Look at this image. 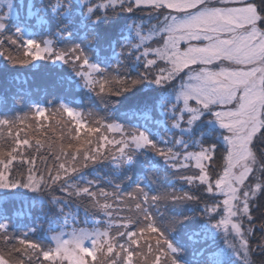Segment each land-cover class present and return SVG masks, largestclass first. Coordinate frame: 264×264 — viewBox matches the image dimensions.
I'll return each mask as SVG.
<instances>
[{"label": "snow or ice", "instance_id": "snow-or-ice-1", "mask_svg": "<svg viewBox=\"0 0 264 264\" xmlns=\"http://www.w3.org/2000/svg\"><path fill=\"white\" fill-rule=\"evenodd\" d=\"M142 7L154 10L147 22L129 23V15ZM23 9L22 0H0V49L6 39L23 50L9 52L0 76L10 77L17 66L55 71L59 65L67 73L61 83L99 89L113 107L126 106L125 116L136 123L126 126L110 113L111 122L98 123L120 135L101 137L111 147L70 139L59 147L56 160L63 157L64 162L55 174L46 169L47 177L37 175L29 167L26 177L19 172L17 178L12 175L17 167L35 165L29 151L33 145L12 135L22 118L0 111V264H256L257 255L264 257V214L254 215L264 207L257 203L264 201V150L257 151L264 144V0H49L39 7L31 0L26 15ZM33 10L55 22L52 35L66 39L64 47L29 32ZM4 106L0 103V109ZM32 107L37 117L47 111L39 104ZM57 111L75 121L78 137L85 127L83 114L64 100ZM98 131L87 127L88 135ZM221 142L222 163L214 165ZM35 145L36 151L43 147L39 140ZM109 160L119 183L82 175L88 162ZM190 169L196 171L178 174ZM161 174L170 177V187L181 181L196 185L201 195L190 190L152 195V183ZM102 179L112 191L100 187ZM123 185L131 191L122 195ZM57 186L65 199L52 195ZM29 193H40L31 197L30 207L56 208L65 220L67 198L88 200L112 217L108 201L123 203L126 197L137 215L121 218L118 228L138 227L115 235L111 220L102 231L73 228L66 233L50 227L48 243L32 240L38 228L10 231L14 225L6 206L11 199L28 201ZM160 201L175 213L166 223ZM188 202H195L199 213L191 207L185 212ZM145 233L149 239L141 245L137 237Z\"/></svg>", "mask_w": 264, "mask_h": 264}, {"label": "trees", "instance_id": "trees-1", "mask_svg": "<svg viewBox=\"0 0 264 264\" xmlns=\"http://www.w3.org/2000/svg\"><path fill=\"white\" fill-rule=\"evenodd\" d=\"M37 7L41 4H47L49 0H34ZM154 10L146 7L145 9H140L134 11V14L129 15V23L133 19L139 22L141 19H144L147 22V16L150 12ZM25 15V14H22ZM128 15V14H126ZM34 18L29 21L30 27L29 32H33L36 34L35 38L52 40L57 47H64L68 41L66 39H62L52 35L55 32V22L50 21L49 17L41 16H33ZM37 18H42L40 22H38ZM155 23V20L152 21ZM34 24V25H32ZM3 52V55L0 56V66H3L6 62L7 55L9 52L13 55H17L21 53L23 50L18 49L17 45H11L6 39L3 45V49H0ZM38 64H48L47 61L37 62ZM112 63H115L113 61ZM160 65L163 66V63L160 62ZM59 65L56 66L55 71H37L35 68H32L29 65L18 66L19 71L11 74L10 77L5 78L0 76V103L5 106L0 111L6 113L10 118L12 116H17L22 118V122H18L15 127L12 129V135H18L20 139H28L30 144L33 145L29 151L32 156L36 157L35 165L25 164L21 169L19 167L16 168V171L12 173L14 177H18L19 172H23L24 176H27V169L29 167H34V173H44L45 177H47V171L45 163L47 164L46 153L51 154L52 150L55 151V145L57 144L54 140L55 132H59L61 127L65 126V129H69L73 134L65 133L67 136L62 139L73 140L76 138H86L83 134H78L75 131L77 126L62 111H57V108L61 102L64 100L65 102L71 101V106L73 108L79 109L83 113V120H91L92 123H96L98 125L99 131L94 134V139H97V142L102 145L101 139L98 138L97 133H101L99 126H102L98 121L104 120L107 122H111L109 120V114L111 113L112 117L118 120L119 123L125 124L126 126L135 125L136 121L133 119L131 115L125 116V113L128 112L126 106H116L113 107L110 103V100L106 93H99V89L97 92H90L88 89L83 87H76L75 84L69 86L67 82L61 83V77L66 76L67 73L60 70ZM15 77V78H13ZM78 79V78H77ZM99 93V94H98ZM33 104H39L42 107H45L47 111L43 116L37 117L35 115V109L32 107ZM94 112V113H93ZM91 113V115H88ZM155 116V114H154ZM158 118V117H157ZM151 126V125H150ZM103 127V126H102ZM155 130V129H154ZM161 135L167 137L163 126L160 127ZM106 131V130H104ZM4 137L9 138V134L7 129L3 131ZM82 135V136H81ZM218 135V133H213V136ZM81 136V137H80ZM84 136V137H83ZM76 137V138H75ZM113 137L117 139V134H114ZM83 139V142L87 141L88 138ZM39 140L41 142V147L39 151H36L35 141ZM61 140V139H60ZM208 143L215 142L214 140H208ZM97 143V144H98ZM49 145L52 147L50 148ZM105 145V143H104ZM97 146V145H96ZM198 149V148H196ZM224 145L221 142L218 145V150L213 161L214 165H220L222 163V155H223ZM260 150H264V144H260L258 148V154ZM56 151H59V147H56ZM43 157V159H41ZM15 164V162H14ZM58 164L51 168L53 174H55V170L58 168ZM122 171V170H121ZM195 169H190L181 173V175H191L195 172ZM103 172V173H100ZM98 173V175H97ZM117 171L114 168L113 162L111 160L104 161L101 164V167L96 164L93 165L91 162H88V166L82 169V175L89 178H109L113 179V183H119V180L115 179ZM78 180V178H75ZM170 177H165L161 174L160 180L152 183L153 192L152 195H161L164 192H173L175 191L177 194H182V191H191V194L201 195V192L198 190L196 185H188L187 183L176 181L174 185L170 187L167 183ZM70 183L73 181H69ZM81 186H83L81 184ZM100 187H105L106 190L109 191L110 187L106 184V182L102 179L100 183ZM24 191V190H21ZM121 194H126L131 191V188L123 185L121 187ZM39 196L40 193H29V200L24 201L22 199H11L7 202V207L9 212L12 214L11 222L14 225V228L10 231H15L17 234L24 232L28 227L36 226L38 231L35 236H30L29 239L32 240H40L43 243H48L47 237L48 234L52 233L49 231L51 227L55 231H60L61 228L63 230H69L78 227V223H84L85 220H100L106 222L108 220L107 215L104 211H101L98 208L92 207L88 200H80L76 197L67 198L66 202L62 204L64 208V213L67 214V220H65V216L62 215L56 208H52L49 210L48 207H45L41 212L40 206L37 203L35 208L30 207L31 197ZM47 195V194H45ZM57 197H60L62 200L66 198V193L60 191L59 186L56 187V190L52 193ZM205 197L208 194H203ZM127 198L125 197V201ZM101 203H104L101 200ZM108 203H111L113 207H124L121 211H117L116 214L121 216V218L125 217H133L137 215L135 212L134 203L132 204H120L118 201L109 200ZM258 204H264V201H257ZM191 207L199 213V208L195 202H188L183 209L185 212L187 208ZM167 206L163 201H160V211L163 215L164 222L166 223L168 218L171 215H174V212H170L166 210ZM111 210V209H110ZM31 213V215L29 214ZM264 214V207H261L259 210L254 212V215L260 217ZM116 216V217H118ZM121 221V219H120ZM256 224L259 225V219H257ZM135 227L138 226H130L128 229L122 228L123 231H133ZM259 233L256 234V239L252 240L253 244L257 243L259 239ZM137 239L140 241L141 245H144L145 240L149 239L148 234L145 233L143 237L138 236ZM218 240L220 243L223 242V235H219ZM17 247L24 248V246L19 245L18 242L14 241ZM154 243V238H153ZM2 243H0V247H2ZM145 249L147 250L146 246ZM146 250H144L146 252ZM25 261L27 260V256H24ZM42 259V258H41ZM136 259V258H134ZM256 264H264V257L257 255L255 257ZM44 264H48V262H44ZM139 264H143V261H139Z\"/></svg>", "mask_w": 264, "mask_h": 264}, {"label": "rangeland", "instance_id": "rangeland-1", "mask_svg": "<svg viewBox=\"0 0 264 264\" xmlns=\"http://www.w3.org/2000/svg\"><path fill=\"white\" fill-rule=\"evenodd\" d=\"M22 2L25 4V9H23L22 10V12H21V14H27V5H28V3H30L31 2V0H22ZM234 6H239V5H234ZM146 7H142L141 9H145ZM35 15V10H33V12H32V16H34ZM37 20H38V22H40L41 20H42V18H37ZM156 22V21H155ZM32 25H34V24H32ZM153 46H156V45H153ZM182 47H184L185 45H181ZM9 54V53H8ZM47 63H49V62H47ZM18 67V66H17ZM22 67V66H21ZM58 68H60V67H58ZM73 107V106H72ZM75 108V107H74ZM76 109V108H75ZM78 111H79V109H77ZM79 112H81L82 113V111H79ZM94 113V112H93ZM66 114V113H65ZM83 114V113H82ZM67 115V114H66ZM68 116V115H67ZM69 117V116H68ZM69 118H71V117H69ZM72 119V118H71ZM74 123H75V121L74 120H72ZM82 124H84L85 125V127H81L80 128V131H79V133L80 134H83L84 136H86V138H88V140L87 141H91L92 143H91V147H93V148H95L96 147V145H97V139L95 140L94 139V134L95 133H92L91 135H88L87 134V127H94V128H98V125L96 124V123H92L91 122V120H83L82 119ZM75 125H76V123H75ZM77 126V125H76ZM99 128H100V130H101V133H97V135H98V138H100L101 139V143H102V145H104V143H105V141L101 138V137H107L109 140H111V139H113L114 137H113V135L114 134H117V139H120V135L118 134V133H114V132H108L104 127H102V126H99ZM59 130H62V131H59V132H55V134H54V140H55V142L57 143L56 145H55V151L53 152V150H52V152H51V154H49V153H46V155H47V157H45V158H48L47 159V164L45 163V165L44 166H46V168L47 169H51V168H54V166L56 165V164H60V163H63L64 162V160H63V157H61V159L60 160H56V156L57 155H59V151H56V147H60V145H61V143H63L65 146L67 145V143L69 142V140H67V139H62L63 137H65V136H67L65 133L67 132V133H69V134H73L69 129H65V126H63V127H61ZM104 130H106V131H104ZM82 136V135H81ZM80 136V137H81ZM83 136V137H84ZM76 138V137H75ZM85 138V137H84ZM84 138H78V140L81 142V143H84L83 142V139ZM85 138V139H86ZM61 139V140H60ZM76 140H77V138L76 139H73L72 140V142L73 143H76ZM87 147H89V145L88 144H85V148H87ZM105 147H111L110 145H106L105 144ZM103 150V149H102ZM190 150H197L198 151V149H190ZM258 151V150H257ZM103 162L104 161H100L99 163H97L96 165L97 166H99V167H101V164H103ZM194 163V162H193ZM100 173H103V172H100ZM182 173V172H181ZM181 173H178L179 175H181ZM97 175H98V173H97ZM89 179H92V178H89ZM109 191H112V189L110 188L109 189ZM221 199L223 198V197H220ZM127 200V199H126ZM120 204H123V205H128V204H132V203H129L128 202V200L127 201H125V202H123V203H120ZM124 207H113L110 211H112V217H109L108 215H107V217H108V220L106 221V222H103V224H102V222L100 221V220H96V219H94L95 221H92V220H85L86 222H84V223H78V227H75L76 229H81V228H84V229H89V230H91V229H99V230H104L107 226H108V224H109V221L111 220L112 221V223H113V227H112V229H111V233H112V235H115V233H116V231L117 230H119V231H122V228H118V225H119V223L121 222L120 221V219H121V216L119 215H117L116 214V212L117 211H121L122 209H123ZM134 208V207H133ZM116 216H118V217H116ZM66 233L68 232V230H64ZM70 232L72 231V229L71 230H69ZM52 235V233H50V234H48V236H51ZM65 238H67V237H65ZM143 250H146L145 249V247H144V249ZM136 259H138V258H136Z\"/></svg>", "mask_w": 264, "mask_h": 264}]
</instances>
